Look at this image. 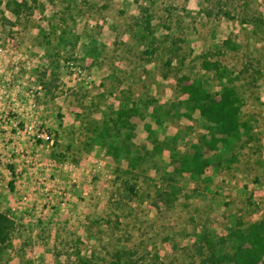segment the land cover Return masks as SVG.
I'll list each match as a JSON object with an SVG mask.
<instances>
[{
  "label": "rangeland",
  "instance_id": "1",
  "mask_svg": "<svg viewBox=\"0 0 264 264\" xmlns=\"http://www.w3.org/2000/svg\"><path fill=\"white\" fill-rule=\"evenodd\" d=\"M183 76L234 85L251 125L203 174L176 170L207 133ZM121 108L136 176L108 152ZM0 212V264H203L204 234L264 219V0H0Z\"/></svg>",
  "mask_w": 264,
  "mask_h": 264
},
{
  "label": "trees",
  "instance_id": "2",
  "mask_svg": "<svg viewBox=\"0 0 264 264\" xmlns=\"http://www.w3.org/2000/svg\"><path fill=\"white\" fill-rule=\"evenodd\" d=\"M150 23V20H148ZM231 44L230 40H227ZM170 63V62H169ZM203 67L214 70L218 76L227 74V67L220 60L204 59ZM180 87L187 96L184 100L183 115L190 112L200 111L202 117L207 121V133L203 136V143L194 144V153L183 159L180 166L176 168L179 174L189 172L193 175L203 174L212 163L205 151L217 152L221 144L229 143L231 140L239 139L242 133L250 132L251 125L241 119L244 100L234 85H224L219 93H213L200 80L191 79L189 76L180 78ZM136 108H121L115 118V133L117 139L108 143V152L112 158L126 165L125 173L134 176V171L145 160L144 154H136L133 150V132L122 133L119 123L125 118L132 117ZM111 126L106 123L100 132L101 137L111 134ZM150 134L155 141V147L161 148L155 132L150 128ZM14 182H11V187ZM130 192L135 191V184L127 185ZM15 228L14 219L7 212H0V244L7 246L10 243L12 232ZM204 246L198 251L202 256L203 264H264V219L248 224L247 227L236 226L227 236H221L218 241L207 233L203 235ZM229 239L233 241V251H225L221 244ZM120 264V260L114 262Z\"/></svg>",
  "mask_w": 264,
  "mask_h": 264
},
{
  "label": "built area",
  "instance_id": "3",
  "mask_svg": "<svg viewBox=\"0 0 264 264\" xmlns=\"http://www.w3.org/2000/svg\"><path fill=\"white\" fill-rule=\"evenodd\" d=\"M33 128V126H30V129H32Z\"/></svg>",
  "mask_w": 264,
  "mask_h": 264
}]
</instances>
